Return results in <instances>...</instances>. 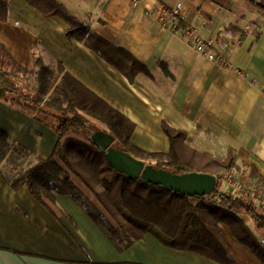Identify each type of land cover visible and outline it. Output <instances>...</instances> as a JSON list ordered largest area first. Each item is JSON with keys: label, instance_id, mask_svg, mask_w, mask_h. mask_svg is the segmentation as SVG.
Returning <instances> with one entry per match:
<instances>
[{"label": "crops", "instance_id": "1", "mask_svg": "<svg viewBox=\"0 0 264 264\" xmlns=\"http://www.w3.org/2000/svg\"><path fill=\"white\" fill-rule=\"evenodd\" d=\"M55 1L94 37L127 54L140 71L129 81L83 43L67 40L63 21L42 16L25 0H9L0 44L19 66L31 71L35 57L51 67L59 62L134 125L131 144L141 151L168 152L160 128L164 122L185 132V143L196 151L223 156L231 149L238 165L254 168L264 179V14L259 10L264 0H138L135 6L131 0ZM177 4L182 6L179 25L189 35L173 33L157 21L159 7L171 10ZM245 26L255 33L232 41L221 53L223 63L194 53L195 38L216 41L227 29L241 32ZM0 130L43 160L57 140L49 127L1 103ZM72 181L81 198L100 210L90 193ZM233 182L237 187L229 185L236 194L255 189L257 202L264 204V189L247 174ZM52 195L53 202L40 204L25 186L12 190L0 177V264H218L167 247L151 234L118 252L80 202ZM219 231L240 264H260L226 226L219 225Z\"/></svg>", "mask_w": 264, "mask_h": 264}, {"label": "trees", "instance_id": "2", "mask_svg": "<svg viewBox=\"0 0 264 264\" xmlns=\"http://www.w3.org/2000/svg\"><path fill=\"white\" fill-rule=\"evenodd\" d=\"M25 2L42 16L63 21L67 40L83 43L129 81L140 71L127 54L94 37L55 0ZM8 5L9 0H0V23L7 19ZM259 10L264 14V9ZM227 31L238 33L234 28ZM33 65L31 71L25 70L0 44V103L49 127L57 138L51 154L43 160L0 130V177L12 190L25 186L40 204L53 202L52 192L80 202L118 252L151 234L172 249L196 253L218 264H240L220 234L219 225H224L264 264V204L257 202L255 189L236 194L227 183L229 173H245L264 189V179L254 168L238 165L231 149L223 156L194 150L185 143V132L164 122L160 128L168 139V152L141 151L131 144L134 125L69 76L59 62L51 67L35 57ZM29 78L34 79L31 88ZM97 130L114 138L115 149L145 165L176 175L209 174L217 186L209 196L187 197L117 173L89 141ZM72 178L90 193L100 210L81 198Z\"/></svg>", "mask_w": 264, "mask_h": 264}, {"label": "water", "instance_id": "3", "mask_svg": "<svg viewBox=\"0 0 264 264\" xmlns=\"http://www.w3.org/2000/svg\"><path fill=\"white\" fill-rule=\"evenodd\" d=\"M113 169L133 180L161 186L167 191L185 195L187 197H203L212 194L217 186L214 176L202 173H186L176 175L167 171L145 165L142 161L134 159L125 152L115 149L112 144L114 138L102 130H97L89 136Z\"/></svg>", "mask_w": 264, "mask_h": 264}, {"label": "built area", "instance_id": "4", "mask_svg": "<svg viewBox=\"0 0 264 264\" xmlns=\"http://www.w3.org/2000/svg\"><path fill=\"white\" fill-rule=\"evenodd\" d=\"M138 0H131L133 6L137 4ZM181 4H177L173 9L167 10L164 7H159L157 10V21L160 26L164 29H169L173 33L183 34L184 31L179 25V18L181 16ZM90 19L86 20L85 23H89ZM225 36L217 39L216 41H205L200 38L193 40V50L195 54L204 56L211 62L223 63L221 53L229 46L232 41H238L241 34H254L255 30L251 26H245L241 32L231 33L230 31L225 32ZM189 35L188 32L184 33ZM227 183L231 186L237 187V185L228 176Z\"/></svg>", "mask_w": 264, "mask_h": 264}, {"label": "rangeland", "instance_id": "5", "mask_svg": "<svg viewBox=\"0 0 264 264\" xmlns=\"http://www.w3.org/2000/svg\"><path fill=\"white\" fill-rule=\"evenodd\" d=\"M28 85H29V88H31L32 86H34L35 84H34V79L33 78H29V82H28ZM98 127H100V128H103L102 126H100V125H97ZM104 129V128H103ZM81 139V138H80ZM239 175H241L240 173H235V172H232V173H229V176H230V178H231V180L233 181V180H235ZM236 185H238L237 183H236ZM222 187V186H221ZM92 201H94V199L92 198Z\"/></svg>", "mask_w": 264, "mask_h": 264}]
</instances>
